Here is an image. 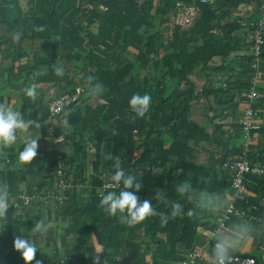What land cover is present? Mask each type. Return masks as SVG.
Instances as JSON below:
<instances>
[{"label":"trees","instance_id":"1","mask_svg":"<svg viewBox=\"0 0 264 264\" xmlns=\"http://www.w3.org/2000/svg\"><path fill=\"white\" fill-rule=\"evenodd\" d=\"M251 1H257L261 9V0H214L212 4L196 0H0V27L11 38L15 31L23 33L19 41L12 38L13 44L39 46L59 41V49L51 47L45 58L35 54L32 59L28 50H16L8 56L10 66L0 68V81L20 90L25 118L39 119L42 124L37 129L41 138L34 160L18 165V159L8 162L4 157L9 150L0 153V181L9 186L10 201L18 198L24 192L22 185L33 178L36 182L27 194L52 190L60 171L72 184L63 204L52 201L60 224L54 221L57 227L55 231L50 228L46 244L36 245V260L42 264H96L97 258L99 264H175L204 249L207 255L197 264H210L211 233L217 228L216 218L225 210L204 211L193 218L180 215L166 225L161 224L159 215L134 226L121 223L119 215L108 216L98 207L100 189L114 174L113 162L105 161L104 154L120 157L125 172L136 176L142 185L135 194L141 201L151 200L158 213H170L169 203L154 199L158 190L168 202L180 203L185 212L194 207L193 200L175 190L182 181L191 183L193 196L206 190L230 202L231 163L244 156L253 166L264 162V145L253 150L250 143L246 148L239 120L230 127L226 122L242 117L247 105L242 94L254 85V28L250 22L242 25L244 19L238 16L240 7ZM85 2L88 11L83 14ZM178 2L198 9L189 30L173 24ZM36 25L46 28L35 32ZM243 33L252 35V43L246 42ZM24 58L28 62L22 64ZM261 60L264 65V45ZM54 63L63 66V76L54 74ZM89 75L105 86L102 97L88 95L85 78ZM195 75L206 80L199 92ZM28 83L55 89V97L76 87H84L86 93L80 103L50 118L48 107L41 109L42 97L32 102L24 96L21 89L31 85ZM257 90L264 95V89ZM137 93L151 97L149 111L142 118L128 107L130 97ZM198 97L212 98L216 106L203 124L193 118ZM262 106L264 113V97L254 107ZM65 112L69 113L70 132L63 124ZM135 130L143 152L133 163L139 147L134 141ZM259 133L264 137V126ZM48 137L52 153L40 147ZM167 138L169 147L165 146ZM200 146L207 147L210 156L198 164L195 156ZM154 167L161 169L160 175L152 174ZM37 203L47 201L33 205ZM236 205L257 218L250 223L264 225V174L246 176L245 200H236ZM240 221L245 220L233 219L228 224ZM32 224L28 209H9L7 223L0 221V264H24L13 241L17 236L29 239ZM248 243V250L240 248L232 254L264 264V234Z\"/></svg>","mask_w":264,"mask_h":264},{"label":"clouds","instance_id":"2","mask_svg":"<svg viewBox=\"0 0 264 264\" xmlns=\"http://www.w3.org/2000/svg\"><path fill=\"white\" fill-rule=\"evenodd\" d=\"M46 25H36L33 28L35 32H43ZM23 33L15 31L13 39L19 41ZM54 74L57 77L64 75V68L60 64L53 65ZM88 95L93 98L102 97L105 92V86L96 79V77L89 75L85 78ZM26 98L32 102L37 99V90L35 85L26 87L23 90ZM57 110L65 109V99L61 97L55 101ZM151 104V97L148 94L140 95L133 94L129 101L128 107L136 117L142 118L149 111ZM31 110L29 109V112ZM68 112L64 114L63 124L67 131H71V125L68 123ZM42 124L39 119H26L24 114L18 107L8 102H0V148H10L17 142L18 139L23 140V148L19 150L17 159L21 163H29L34 160L38 153V138H32L28 135L29 129H40ZM105 161H112V168L114 174L111 175L113 182L110 187L122 188L119 192L109 191L100 199L98 207L103 210L108 216L115 217L119 215L121 223L129 226H134L144 222L147 218L155 215L160 216L162 225H166L170 218H176L180 215H186L189 218L197 217L204 211L221 212L228 207V200L222 198L214 193H209L206 190H201L195 193L189 181H182L176 185V192L181 196H187L189 200L194 201V207L189 208L186 212L180 203H171L166 200L165 194L157 191L154 199L161 203H169L170 213H158L153 207L151 200L144 199L143 201L135 194L142 185L138 182L136 176L126 173L122 167V160L119 156H114L110 152L104 154ZM153 175H160L161 169L152 168ZM10 191L6 182L0 181V221L7 223V215L10 208ZM49 225L44 219L35 222L34 227L30 232L35 235L46 232ZM257 234H264V225H254L248 221H240L228 225H222L211 233V239L214 241L211 249L210 264H231L232 253L238 248L246 245L249 241L254 239ZM14 250L19 253L20 258L24 264H42V261L36 260L38 251L34 242L27 238L17 236L13 241ZM96 264H99L98 258Z\"/></svg>","mask_w":264,"mask_h":264},{"label":"built area","instance_id":"3","mask_svg":"<svg viewBox=\"0 0 264 264\" xmlns=\"http://www.w3.org/2000/svg\"><path fill=\"white\" fill-rule=\"evenodd\" d=\"M199 4H212L214 0H196ZM198 17V9L193 4H187L185 2H178L176 9L173 14V24L182 28V30H189L193 27L194 22ZM250 26L254 28L253 32V47H252V71H253V87L249 92L243 93L242 98L245 101L246 108L244 109L243 115L239 120L240 125L243 128L246 148L252 142L253 135L259 133L262 128L261 120H264V113L256 109L254 106L256 103L263 99V93L257 90V83L262 79L263 72L261 69L262 65V50L264 45V0H261L260 18L256 22H250ZM24 63L28 62V58L23 60ZM86 91L84 87H76L71 93H64L59 97H54L50 100L48 105V110L50 118L61 114L63 110H57V105L55 101L63 97L65 99V108L69 105L80 103L82 97L85 95ZM60 139L57 140V142ZM134 141L139 146L133 155V163H135L143 152V147L138 144L139 136L137 135V130H135ZM225 167H229L228 165ZM230 169L234 171V178L232 183L233 198L230 200L228 207L225 209L222 215L216 218L217 228L222 225H227L233 219H241L248 222L256 221L257 218L253 215L247 213L245 209H241L236 205V200L244 201L246 192V176L250 173L264 174V162L253 166L250 161L244 156L239 160H234ZM59 180L57 181L55 187L52 190L41 192V193H21L18 198L10 201V208L14 210L22 211L24 209H29L32 207L33 203L38 200L54 201L58 204H63L67 200L65 192L71 189L72 184L69 181L63 179V173L58 172ZM113 182L111 177L106 179L100 189V197L105 195L108 191L119 190V187H110ZM9 208V209H10ZM216 228V229H217ZM215 229V230H216ZM207 255L206 250L198 249L190 253L185 261L175 264H197ZM231 264H255V259L253 257H243L237 253L232 254Z\"/></svg>","mask_w":264,"mask_h":264},{"label":"crops","instance_id":"4","mask_svg":"<svg viewBox=\"0 0 264 264\" xmlns=\"http://www.w3.org/2000/svg\"><path fill=\"white\" fill-rule=\"evenodd\" d=\"M260 15V5L257 1H251L247 4H243V6L240 7L239 9V13L238 16H240L241 18H243L244 22H242V25H248V22H253L256 21L258 19ZM246 34H242V36H244V38H246V42L248 43H252V35L245 37ZM241 36V37H242ZM243 38V37H242ZM34 47V49H33ZM51 47L56 48L57 50L59 49V41L56 39L54 41H52L50 44L48 43H42L39 46H36L33 43H28L25 44L24 46H19V44L17 42H12V38L11 36H9L5 30L4 27H0V68H5L7 69L10 66V59L8 58L9 54H12L14 51H18L21 48H24L26 50L29 51V54L31 56L32 59H34L35 54H41L42 56H44V58L47 56V54L50 52ZM5 54V56H4ZM25 59V58H24ZM21 60V63L24 64L23 60ZM263 63H262V71H263ZM195 79V85H196V90L199 92L201 90V88L203 87V85H205V79L203 77H199L198 75L194 76ZM6 80V77H5ZM213 82V81H212ZM31 85H28L27 87L33 86L34 83H28ZM36 90H37V97H42L44 100V103L41 106L42 110H45V108L47 109L50 100L52 98H54L55 96H53L54 90L55 89H50L48 88V86L45 85H40L37 86L35 85ZM258 87H260V89H264V73L262 76V79H260L257 83V89ZM25 88H22L21 90H24ZM88 96V95H87ZM86 96V97H87ZM23 97H21V92L20 90L11 87L9 84H6L4 81H0V102H8L13 104L14 107H18L20 109V111L22 110V104L25 102V100ZM243 107V106H242ZM216 108L215 106V102L214 100L211 98L209 101L203 100L200 97H198L195 100L194 103V108H193V118L194 120H196L197 122L203 124L204 120L206 119V117H208L209 114H211V110ZM246 108V106H245ZM243 108V109H245ZM260 111H263V106L262 108L258 109ZM243 112V111H242ZM241 117V115H240ZM240 117L238 119H226L227 124L229 125V127L231 126L232 123H236L238 124V120H240ZM262 123V127L264 126V120L260 121ZM28 135H30L32 138H41V134H37V129H29ZM39 141V140H38ZM47 143L41 144L40 147L46 151V152H50L52 153V145L51 142L49 140V137L46 138ZM171 145V140L167 138L166 140V147H169ZM252 149H260V147H262L264 145V137L263 135H261L260 133H256L253 135L252 138ZM23 148V140L18 139L17 142L15 144H13L10 148H0V153L3 155V149H7L10 152L7 154H4V157L8 158V162L9 159H16L17 160V156H18V152L19 150H22ZM12 151H14V153H12ZM210 150L207 147L204 146H200L199 149H197V155L195 156V161L196 163L200 164V163H205L207 162V158L208 156H210ZM7 161H5L4 163H8ZM3 163V164H4ZM18 165H22L23 163L19 162L17 163ZM36 182V179H31L30 181H28L27 183L22 185V188L24 189L23 193H30L28 192L30 190V187L33 186ZM82 192V190L80 191ZM30 216L31 219L33 220V224L31 225V229L34 227L35 222L39 221L40 219H44L45 223L47 225H49L48 230L46 232H42V233H38V236L40 235V238H38L37 234L33 235L31 232L29 233V235L31 236L28 240L31 242H34L35 245H40V247L45 245V240L47 239V237L49 236V231L50 228H53L54 231L57 227V224L54 222L59 219L56 216V210L54 209V205L52 203V201H47V203H44L43 205H39L38 203L33 205L30 210ZM53 219V221L51 222V220ZM50 220V222H49ZM55 233V232H54ZM140 233V231H139ZM140 237V235H139ZM39 241H37L38 239ZM207 241V240H205ZM72 242V241H70ZM39 247V246H38ZM240 248H244L245 250H248L250 248V244H246L244 247H240ZM240 248H238L236 251L238 252V250H240ZM97 251L99 253L102 252V249L100 247L96 248ZM264 253V250H263Z\"/></svg>","mask_w":264,"mask_h":264},{"label":"water","instance_id":"5","mask_svg":"<svg viewBox=\"0 0 264 264\" xmlns=\"http://www.w3.org/2000/svg\"><path fill=\"white\" fill-rule=\"evenodd\" d=\"M88 11V8L86 7V2L84 3V8H83V10H82V13L84 14V13H86ZM28 210H30V208L28 209Z\"/></svg>","mask_w":264,"mask_h":264},{"label":"rangeland","instance_id":"6","mask_svg":"<svg viewBox=\"0 0 264 264\" xmlns=\"http://www.w3.org/2000/svg\"><path fill=\"white\" fill-rule=\"evenodd\" d=\"M53 203V202H52ZM53 205H54V203H53ZM58 223V222H57ZM60 224V222L58 223V225ZM46 241H47V239L45 240V244H46Z\"/></svg>","mask_w":264,"mask_h":264}]
</instances>
